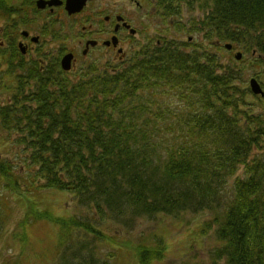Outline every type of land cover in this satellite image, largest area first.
I'll return each instance as SVG.
<instances>
[{
	"label": "trees",
	"instance_id": "obj_1",
	"mask_svg": "<svg viewBox=\"0 0 264 264\" xmlns=\"http://www.w3.org/2000/svg\"><path fill=\"white\" fill-rule=\"evenodd\" d=\"M155 1L180 30L239 44L264 68V0ZM184 8L200 16L180 26ZM182 47L164 41L128 68L94 62L74 79L54 65L16 75L18 53L0 54L14 82L0 104V144L13 136L0 157V237L14 204L23 216L11 231L17 260L2 264H161L164 238L130 242L128 231L203 212L214 264H264V100L238 69ZM249 93L260 112L245 109ZM59 193L87 211L58 215L46 197Z\"/></svg>",
	"mask_w": 264,
	"mask_h": 264
},
{
	"label": "rangeland",
	"instance_id": "obj_2",
	"mask_svg": "<svg viewBox=\"0 0 264 264\" xmlns=\"http://www.w3.org/2000/svg\"><path fill=\"white\" fill-rule=\"evenodd\" d=\"M138 1L140 3L146 4L149 10L155 7V3L153 0H147L146 2L144 0ZM116 2L120 3L121 5L124 4L126 7H128V12H135V15L133 16L137 20L136 25L141 32L143 31L142 35H140L139 37L137 36L135 40L125 45V50H132V52L129 55L128 62H125L124 64H118L121 68L123 67L122 69L128 68V66L133 65L138 57H140V55L147 52L144 51L145 46L147 45L144 44V36L148 35L149 41L152 40V46H154L156 40L162 42L163 40L168 41L174 39L184 43V47L182 48H185L189 51L193 49H201L202 51L209 52L210 54H213L215 56L219 66H232L241 72L243 77L241 81H243L244 89L250 90V80L256 79L264 90V68H262L256 62V60L253 59V53L248 52L241 45H234V43L231 42H222L218 38H213L212 40L208 41L204 39L201 33H189L187 31H182L180 30L178 25H175L177 24L176 22H178V16L172 18L171 15L165 16L164 13H159L157 12V10L154 15V10H151L153 17H149L145 21V24H142L139 19L142 18L144 12L138 9L136 3L131 5L129 4L130 0H104V3H107L108 5ZM100 6L101 4L98 3L97 8ZM132 7L134 10L131 9ZM199 16L200 12L197 9L189 10L184 8L181 16L180 26L183 25V23L188 24L193 17L198 19ZM87 23L88 22H84V24L86 25ZM187 27L188 26H186V28ZM31 29L33 30L32 33H35L40 30V25L37 23V26L33 25ZM189 37H192V43H188ZM227 43H230L234 46L232 51L225 48ZM79 44L80 43H78L77 38L63 39L61 36L56 37L55 35L46 36L44 38L41 36L40 43L34 45L36 49L32 52V54L37 52V56L41 55L43 58H46L49 53L51 54V56L54 54H58L59 49L74 48L79 52ZM151 45L149 43L150 47H152ZM237 52H242V58L239 61L235 59V54ZM104 54L105 53L103 51L99 50L92 52V56L90 58L88 57L86 61L84 60L80 62L77 67L73 69L74 71L72 73L74 74L76 70L78 72H81L90 63L96 62L102 64V62H107L110 60L114 61L117 58L114 53H110L111 55L109 54V57H106ZM111 58H114V60ZM30 61L31 58L28 57L24 59L23 64L16 62L14 64V70L12 73L16 75L25 74L28 70V64L30 63ZM112 63L117 65V61H114ZM6 66L7 65L4 64L0 67V104L5 101V93L3 89L6 90V98H8L10 96V92L7 89L9 87L12 88V85L14 84V82H9V79L5 78L7 72ZM76 76H78V73L73 76L70 75L69 78L72 77L74 79ZM2 78L4 79L2 80ZM262 98L264 100V96H262ZM245 104V109H251L255 112H260L263 108L262 103L258 99H255V97H252L250 93L245 97ZM8 137L9 138H6L7 141L3 142V145L0 144V157L2 158H6L5 156L10 154V144L8 141L13 136L9 135ZM240 175H243L242 167H239L238 171H236V173L232 177H230L228 182L231 184L233 180ZM59 194H51L46 197V201H48L52 205V208L57 211L55 213H57L58 215L80 214L81 212L87 211L86 208L84 209L77 204L76 199L73 198L71 194ZM14 202L16 203V201ZM14 206L15 207L12 211L11 221L8 225L9 233H5L0 237V264L7 261L12 262L17 260L18 250L13 245L15 243L11 237V231L13 228H15L17 220H20L23 216L21 214V205L14 204ZM209 216L210 214L208 212H203L196 214L184 213L182 216L180 215L177 218L160 215L152 219L143 218L138 222V225L132 231H128L130 234L125 235V237L130 242H137L140 239L147 238L146 241L151 242V244L154 243V240L157 237H160L162 239L164 238L165 244L169 251L167 252V254H165L166 256L160 262L161 264H214L213 260L210 259V252L212 251V249L214 250L217 246H219V244L215 240L213 230L202 232L200 230V227L203 225V223H206L208 221ZM32 231H35L36 233L38 229L33 228ZM95 251L98 253L101 252L103 253V255L108 252H113L110 247L99 245L96 246ZM129 257V255H126L123 259L122 264H134ZM223 263V261H220L217 264Z\"/></svg>",
	"mask_w": 264,
	"mask_h": 264
},
{
	"label": "flooded vegetation",
	"instance_id": "obj_3",
	"mask_svg": "<svg viewBox=\"0 0 264 264\" xmlns=\"http://www.w3.org/2000/svg\"><path fill=\"white\" fill-rule=\"evenodd\" d=\"M0 0V54L18 53L15 57L24 63V59L30 57V63L38 65V71L45 73L51 65L58 67L59 72L66 75L73 74L77 65L86 61L94 51H103L106 57L114 53L118 64H124L129 58L130 51L125 50V45L143 34L136 25L135 12H128L124 4L113 3L108 5L104 0ZM145 2L147 0H144ZM98 3L101 4L97 8ZM136 3L138 9L144 12L139 19L142 24L153 17L157 6L149 10L146 4L138 0H130L129 4ZM83 5V6H82ZM155 5V4H154ZM82 6V7H81ZM133 9V7L131 8ZM134 10V9H133ZM84 22H88L87 25ZM40 25V30L32 33V26ZM39 33V34H37ZM65 38H77L80 51L74 48L59 49L58 54L46 58L37 52L34 45L40 43V37L53 36ZM6 43V44H5ZM149 43V37L144 36V44ZM160 44V41H157ZM133 48V47H132ZM149 47L145 46L144 51ZM16 53V54H17ZM41 54V53H40ZM110 54V55H109ZM71 55V69H61V60L64 56ZM16 60V61H17ZM17 61L18 63H20ZM105 61V59H104ZM107 61L106 67H112Z\"/></svg>",
	"mask_w": 264,
	"mask_h": 264
},
{
	"label": "water",
	"instance_id": "obj_4",
	"mask_svg": "<svg viewBox=\"0 0 264 264\" xmlns=\"http://www.w3.org/2000/svg\"><path fill=\"white\" fill-rule=\"evenodd\" d=\"M82 2H84V0ZM226 48L227 49H231V45H229V44L226 45ZM241 56H242L241 53H238L236 55V59L239 60L241 58ZM71 61H72V56L71 55L64 56L62 58V60H61L62 68L64 70H69L71 68ZM250 87H251V90H252V92L254 94H256V95H262V96L264 95L263 90H262L259 82L256 79H251L250 80Z\"/></svg>",
	"mask_w": 264,
	"mask_h": 264
},
{
	"label": "bare ground",
	"instance_id": "obj_5",
	"mask_svg": "<svg viewBox=\"0 0 264 264\" xmlns=\"http://www.w3.org/2000/svg\"><path fill=\"white\" fill-rule=\"evenodd\" d=\"M147 45H148L147 47H150V46H149V43H148Z\"/></svg>",
	"mask_w": 264,
	"mask_h": 264
}]
</instances>
